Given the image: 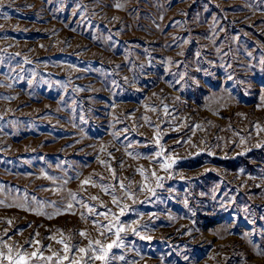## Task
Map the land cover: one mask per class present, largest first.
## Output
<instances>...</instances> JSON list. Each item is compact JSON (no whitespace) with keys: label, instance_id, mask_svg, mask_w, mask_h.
<instances>
[{"label":"rangeland","instance_id":"rangeland-1","mask_svg":"<svg viewBox=\"0 0 264 264\" xmlns=\"http://www.w3.org/2000/svg\"><path fill=\"white\" fill-rule=\"evenodd\" d=\"M0 4V264H59L61 240L104 264L77 252L116 239L101 185L139 222L109 264H264V0ZM157 134L177 163L151 196Z\"/></svg>","mask_w":264,"mask_h":264},{"label":"snow or ice","instance_id":"snow-or-ice-1","mask_svg":"<svg viewBox=\"0 0 264 264\" xmlns=\"http://www.w3.org/2000/svg\"><path fill=\"white\" fill-rule=\"evenodd\" d=\"M119 6L120 5H117V7H119ZM2 7H3V5L0 4V8H2ZM262 63H264V61H262ZM229 79H231V77H229ZM260 99L262 102H264V94L261 95ZM197 127H199V126H197ZM257 128H259V125H257ZM125 131H127V129H125ZM114 135H116V134L114 133ZM154 142L156 145H159V149L154 154V159L156 160L157 163H159L160 169L163 170L165 173H168V175H164V176L157 175L156 170L152 169L150 172V177L152 178V183L150 184L149 183V179H150L149 174L145 172V169L143 167H141L139 169V172L144 177V183L140 186L139 191L140 192H147L151 196H156V189L163 188L164 187V181L172 178V175L174 174L173 169H174L175 164L177 163V157L175 155L165 154V151H166L165 147L163 145H160L159 134H157V136L155 137ZM257 146H260V145H257ZM101 151H103V149H101ZM128 154L131 155V153H128ZM101 163H103V161H101ZM113 176H115V170H113ZM180 178L185 179V177L182 173L180 174ZM82 183L84 185H87L90 183V180L85 179ZM101 187L103 188V190L105 192H108L109 189L111 188L112 194H113L112 203L117 205V207H119V214L117 215L116 213H112V220H110L108 225H107L108 231H112V229H115L116 239L113 240L111 243H107V244L102 243L100 240L89 241L88 248L78 247L77 252H78V254H84L86 256H89V259L91 261L98 260V261H103L104 264H109L108 253L110 252V250L114 246L115 247H123V242L120 239V236H121V233L125 231V227L130 229L136 235H140V233L136 230V228L133 227V225H136L139 222L138 221H132L131 224H129L127 226H125L123 223H121L120 217L124 216L125 212L130 211L131 209L129 208V206L127 204H121L120 203V201L116 197L115 187L113 185H107V186L101 185ZM119 187H120V189L125 190L124 195L126 197L131 198L133 200V203H136L135 194L132 192L130 186L126 187L124 182L122 180H120L119 181ZM170 191L174 192L175 189H171ZM70 195L73 197V199L76 198V194L70 193ZM201 195H203V193H201ZM92 199L96 200L99 198L94 196V197H92ZM183 202L185 205H187V203H188L187 198H185ZM141 203H143V201H141ZM68 207L71 208L72 205L69 204ZM34 210L37 211L38 213L41 212V209L39 207H37ZM88 211L92 212L93 209L91 207H89ZM110 211L111 210H107L105 212L100 213V215L107 216ZM58 214H59V210L52 213L51 215H58ZM51 215L49 216V218H51ZM144 227H147V225H145ZM80 235L84 236V235H86V233L81 231ZM245 235L247 236L248 234L245 233ZM143 238L144 239H151L150 236H144ZM60 243L63 244V246H64L65 255L63 257H59L57 255V253L54 252L51 256L45 257L44 259L50 261L53 259V256H57V259L59 260V264H64V261H68L69 256L67 254L70 251L69 245L67 243H65L63 240H61ZM96 246H98V247H96ZM12 252H13L12 247L8 246L6 258L9 261V264H28L27 254L19 253L14 258L12 255ZM89 253H90V255H89ZM30 255H31V257H36L38 255V253L36 251H33V252H31ZM4 257H5L4 251L0 250V261H2L4 259ZM121 259H123V257H121ZM82 261H83V257H81V259L72 258L69 261V264H82Z\"/></svg>","mask_w":264,"mask_h":264}]
</instances>
